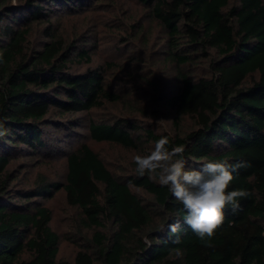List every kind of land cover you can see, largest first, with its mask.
<instances>
[{
    "label": "trees",
    "instance_id": "obj_1",
    "mask_svg": "<svg viewBox=\"0 0 264 264\" xmlns=\"http://www.w3.org/2000/svg\"><path fill=\"white\" fill-rule=\"evenodd\" d=\"M125 1L0 0V264H264V0ZM162 136L248 165L211 246L136 172Z\"/></svg>",
    "mask_w": 264,
    "mask_h": 264
},
{
    "label": "clouds",
    "instance_id": "obj_2",
    "mask_svg": "<svg viewBox=\"0 0 264 264\" xmlns=\"http://www.w3.org/2000/svg\"><path fill=\"white\" fill-rule=\"evenodd\" d=\"M7 134L4 118L0 117V138ZM169 144V138L162 136L148 154L135 155L136 172L141 177L148 174L150 178L157 179L161 186L167 187L186 210L184 222L202 243L211 246L212 238L224 224L225 209L230 206L235 213L240 208V198L250 195L244 189L229 190L234 174L248 165L244 161L232 164L228 160H209L202 163L199 170L186 169L183 159L185 147L169 148ZM168 230L174 235L178 233L179 220L169 224ZM173 242L178 243L179 237Z\"/></svg>",
    "mask_w": 264,
    "mask_h": 264
},
{
    "label": "rangeland",
    "instance_id": "obj_3",
    "mask_svg": "<svg viewBox=\"0 0 264 264\" xmlns=\"http://www.w3.org/2000/svg\"><path fill=\"white\" fill-rule=\"evenodd\" d=\"M230 1H231V4H233V3H235L236 0H230ZM120 3H121V5H123L124 8L128 7L130 9V11H132V13L139 15L138 9H136V7H134L133 5L127 3L125 0H120ZM144 25L147 27V30H149L150 33H154L155 32L157 24L150 23L149 19H147V20L144 21ZM118 33H119L118 30H116V31L111 30L109 32V35H112L113 37H115ZM107 46L108 45H106L103 48V49L106 48V50L103 53L98 55V59L103 58L106 54H108V53H110L112 51V49L110 47H107ZM99 51H101V49ZM98 59L94 60V64H98L99 63Z\"/></svg>",
    "mask_w": 264,
    "mask_h": 264
}]
</instances>
